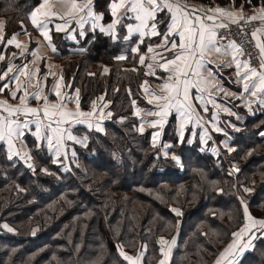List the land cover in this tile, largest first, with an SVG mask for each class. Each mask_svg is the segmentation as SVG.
Returning a JSON list of instances; mask_svg holds the SVG:
<instances>
[{
    "label": "trees",
    "instance_id": "trees-1",
    "mask_svg": "<svg viewBox=\"0 0 264 264\" xmlns=\"http://www.w3.org/2000/svg\"><path fill=\"white\" fill-rule=\"evenodd\" d=\"M180 1L243 9L264 4ZM41 3L0 0L6 37L36 35L30 13ZM165 32L166 22L159 26L161 35L146 39L138 53L99 33L80 36L83 48L78 51L62 41L55 59L64 66L66 83L78 89L82 109L88 111L92 101L103 99L112 115L104 133L76 130L87 135V142L73 146L75 159L67 170L53 164L46 146H38L32 136L26 139L33 156L51 174L8 159L6 147L0 146V264H130L118 246L127 254L146 251L144 264H158L161 237H177L170 264H213L245 225L241 200L253 218L264 219V110L248 115L239 109L245 122L224 137L234 150L219 145L216 155L210 145L202 152L197 140L179 143L175 116L160 144L144 128L140 113L150 106L143 85L156 79L140 65L139 56L148 53V45L157 51ZM61 37L54 34V41ZM121 55L126 59H117ZM165 143L171 144L169 155ZM238 264H264V238Z\"/></svg>",
    "mask_w": 264,
    "mask_h": 264
},
{
    "label": "snow or ice",
    "instance_id": "snow-or-ice-1",
    "mask_svg": "<svg viewBox=\"0 0 264 264\" xmlns=\"http://www.w3.org/2000/svg\"><path fill=\"white\" fill-rule=\"evenodd\" d=\"M58 3L63 4L66 7V11L61 14L60 12L55 11L50 7V0H42V3L35 8L34 11L30 13V20L33 26L39 31L40 35L43 36L44 40L48 42V46L53 48L55 51L54 45H52V37L50 32L52 29L49 28V25L53 23V20L62 21L60 23L54 24V30L57 32L68 31L69 26L73 23L79 26L81 29L78 33L79 36L83 37L85 35L84 24L88 21H91V27L93 30L99 28L101 32H112L116 24H119L121 20L118 18L112 23L107 25V28L100 25L98 21L102 19L101 15H97L92 10V0H86V2L81 6L77 3V0H57ZM234 2V0H233ZM247 3L251 4V0H247ZM124 8V15L128 19H135L139 21L138 24H128L126 25L127 31L131 33H139L141 37L139 43L143 44V37L147 35L158 36L161 35L157 30V21L156 16L158 12L167 11L170 13V22L168 24V30L163 34L162 45L157 47L164 48L165 51L171 52V58L161 56L163 63L158 64V67L168 73L166 81L160 86L161 93L151 92L149 93L153 99L148 100V103H153V100L161 102L158 104V110L148 111L146 115L149 116H161L167 117L170 114L171 110H175L180 118V135L183 136V129L186 123L193 120L195 117V123L200 124V121L203 119L195 111V105L192 103L193 100L198 99L203 107L205 112L208 111L206 105L204 104L205 97L200 95L195 97L192 95V90L195 89L197 92L202 93L204 91L203 85L209 82L210 78L214 77L212 69L209 67L213 63L212 60L207 59L212 52L217 53L218 55H229L232 57L231 63H235L237 68V78L242 84V90L245 93H248L252 97H256V102L260 105H264V59L261 60L259 68H253L250 65V61L241 62L238 59V56H242L243 49L235 43V41L229 42L227 45L218 44V31L220 28H227L228 24L224 23L223 20L218 21L219 17H230L234 18L232 22L239 24L240 20H244L245 23L259 20L262 25H264V4L259 8V15L253 14L249 17H244L242 14V9L239 13V18L237 17L238 13L233 11H227L222 8L209 9V12L218 15H205L198 16L195 12L186 11V6H182L179 3V0H176L175 3L172 0H128L126 5L125 0H119L118 3L114 2L111 5V13L113 16L117 15L119 9ZM133 13L134 16H127V13ZM81 13H83L81 15ZM211 21V23H208ZM150 28L151 31H145V29ZM74 31V29H73ZM264 32V28H258L253 31L252 35L254 39H257V47L260 50L261 57H264V43L260 42L257 33ZM27 34V33H25ZM177 37L172 39V37ZM76 39V35L71 37ZM226 37H219L220 40L225 39ZM125 40L129 39V36L124 37ZM15 41V35L12 39L8 41L9 44ZM17 47L20 45L17 44ZM133 52H139V45L132 48ZM148 53H153L154 48L151 45L147 47ZM35 55V52H33ZM4 57L0 56V60H3ZM117 59L123 60L126 59L125 56L121 55ZM139 62L141 65L145 63V56H139ZM229 66H231L229 64ZM26 67V65H25ZM149 68L152 67L151 64L148 65ZM241 69L244 71L241 72ZM12 66L9 65L7 71L0 73V80H5L9 72H12ZM135 70V69H133ZM108 70L105 69V72ZM208 72V76H204V72ZM38 72V69H36ZM155 75V71L152 72ZM25 75L23 69L19 70V75L14 76L13 79L19 81V76ZM35 75V73H33ZM47 79V77H45ZM62 79V77L60 78ZM8 87L7 84L0 86V92H3ZM215 87V85H213ZM60 85L57 83L54 85L53 94L57 97L56 102H51L48 99L47 95L41 96L40 91L43 89L38 88V91L35 93H28L26 89L22 91V94L19 96L18 105H10L7 100L0 101V109L3 112H6L7 115L0 114V142H3L7 145L8 148V159H12L13 156H19L21 159L31 160L32 157L30 154L25 153L21 155L22 149L18 148L15 141L19 140L24 135V129L29 127V124H35V132L32 134L37 138V140H46L48 148L54 152V155L57 157L53 163H57L61 155H66L63 151L65 148V141L70 140L76 143L83 144L84 139H79L74 136L71 131L73 122L76 124L87 123L89 128L93 127L91 118L95 115L96 105L93 102V111L92 112H83L78 103V90L76 97V109L75 111L67 109V103L72 102L73 97L71 96H62L59 91ZM222 90V89H221ZM21 92L20 88L11 90L9 95L11 99H17V93ZM145 92H148V89H145ZM31 98L36 101H41V107H29L28 99ZM208 103L215 105V101L209 99ZM135 104V101H133ZM106 106V105H105ZM219 107V105H215ZM137 115H139L140 110H136ZM31 115L33 119L21 121L19 116ZM108 116H111L112 113L108 112ZM239 118V117H238ZM215 119V116L212 117ZM163 118L155 121H147L152 127L163 124ZM68 125V127H64ZM203 125H201L202 127ZM97 130H100L99 124L96 125ZM143 132V127L139 129ZM214 130L219 132L222 131L219 127L214 126ZM208 130L204 129V135L200 138L203 141L205 135H207ZM159 133H153V140L155 141ZM264 136V133H261ZM211 138L210 136L208 137ZM167 147V145H166ZM230 152L233 149H228ZM213 151H216L213 149ZM75 156V152H73ZM174 160L179 159L173 157ZM29 168H32V164H28ZM239 171V169H235ZM230 175L232 173H229ZM244 191H249L248 188H244ZM241 203L244 204V201L241 200ZM174 212L179 215L178 209H173ZM244 214L246 221L250 223H245V225L239 229V231L234 232L232 235L234 238H240L246 232H251L252 229L257 228V230H264V219H255L248 212L247 206H244ZM2 227L7 231H13L7 224H3ZM159 243L161 245L167 244L168 242L161 237ZM172 244H175L173 239ZM250 241L245 242L240 245L239 250L249 247ZM237 247L236 239L232 243H229L223 252L219 254V257L215 261V264H223V262L232 254V250ZM120 255L124 257L125 260L131 262V264H137L139 257L134 259L131 256L125 254L120 246ZM170 250V249H169ZM162 256L167 258L164 248H161ZM165 259H161L159 264H165ZM228 264H232L231 260L228 261Z\"/></svg>",
    "mask_w": 264,
    "mask_h": 264
},
{
    "label": "crops",
    "instance_id": "crops-1",
    "mask_svg": "<svg viewBox=\"0 0 264 264\" xmlns=\"http://www.w3.org/2000/svg\"><path fill=\"white\" fill-rule=\"evenodd\" d=\"M86 2V0H77V3L79 5H83ZM118 3L119 0H92V10L95 14L101 15L102 19L98 21V23L105 28H107V25L112 23L116 19H120L121 22L119 24H116L115 28L112 30V32H101L99 28L93 30L91 27V21H88L84 24V31L86 33H92V34H103L104 36L108 38H113L114 41H119L122 45H128L130 48L137 47V45L141 46L142 44L139 43L141 37L139 36V33H131L129 34L126 28V25L128 24H138L139 21H136L135 19H128L124 13L125 9L121 8L118 10L117 15L113 16L111 13V5L112 3ZM126 5L128 3V0H125ZM173 3L176 2V0H172ZM179 3L182 6H186V11L189 12H195L198 16H205L207 15H218L214 14L212 12H209V9L214 8H222L227 11H233L237 12L238 15L235 17V19L239 18L240 10L242 9V14L244 17L252 16L253 14L259 15V8L262 5H259L255 8L250 9H243V8H236L231 4L228 5H206L204 3H198V2H183L179 0ZM50 7H52L55 11L60 12L63 14L67 9L66 7L58 3L57 0H50ZM109 13V16L106 18L105 14ZM83 13H81L82 15ZM170 13L167 11L164 12H158L156 16L157 21V30L159 31V26L161 24H164L166 22V31L168 30V24L170 22ZM127 16H134L133 13H127ZM234 18L230 17H219L218 21L223 20L224 23L226 22H232ZM244 20H240V22ZM62 21L53 20V23L49 25V28L52 29L50 32V35L52 37V45L55 47V51H53L52 47L48 46V42L44 40L43 36L40 35L39 31L36 35L24 32L22 33H15L10 37H6L5 32V26L4 21L0 20V56H3L4 59L0 60V73H3L7 71V68L9 65L12 66V72H9L7 75V78L5 80H0V86L7 84L8 87L3 91L0 92V101L7 100L10 105H18L19 104V96L22 94V91L24 89L27 90L28 93H35L38 91V88L43 89L40 91V95L44 96L47 95L49 101L56 102L57 97L53 94V88L55 84H59L60 88L59 91L61 92L62 96H71L73 97L72 102L67 103V109L75 111L76 109V97H77V90L78 89H72L70 83H66L65 75H64V69L61 66L60 63L56 61V53L63 47L62 41L66 40V42L70 45L69 47L73 48L75 51L79 50V31L81 30L78 25L75 23L71 24L69 26L68 31H60L57 32L54 30V24L60 23ZM257 24H259V28H264V25L261 24L259 20L252 21ZM208 23H211V21H208ZM74 29V31H73ZM218 30V29H217ZM124 31L125 36H129L128 40H125V36L120 37V32ZM145 31L150 32L151 29H145ZM54 34L61 35L62 37L59 39V42L54 41ZM15 35V41L11 44L8 43L10 39L13 38ZM73 35H76V39H72L71 37ZM257 36L260 40V42L264 43V32H258ZM157 36H151L147 35L143 37V41L150 38H155ZM172 39H176L178 41L177 37H172ZM164 43L163 37L161 41L157 43L155 48L157 51L154 53H141L140 55L145 56V63L143 66L146 68V72L149 76L154 77L156 81H147L143 85V93L144 98L146 102L148 103V100H152L153 97L149 94L151 92L161 93L160 86L166 81V78L168 76V73L162 71L158 64L163 63V60L161 59V56L158 54H162L164 57L171 58L172 53L165 51L162 47H157L158 45H162ZM19 44L20 46L17 47L16 45ZM218 44H221L218 42ZM227 45V44H224ZM256 45H257V39H256ZM83 48V47H82ZM258 48V47H257ZM83 50V49H82ZM259 50V48H258ZM33 52H35V55H33ZM260 52V50H259ZM207 59H210L213 61L212 64L209 65V67L212 69L214 73V77L209 79V82L205 85L204 91L202 93L197 92L195 89L192 90V95L195 97H198L200 95H203L205 97L204 104L206 105L208 111L205 112L203 110V107L201 106V103L198 99H195L192 101V103L195 105V111L199 114L200 117L203 119L200 121V124L195 123V117H193V120L189 121L185 124L183 129V136L180 135L181 129V118L179 114L173 109L170 111V114L167 117L161 116H149L146 115L148 111H157L158 110V104L162 103L157 102L153 100V103L148 105L150 106L147 110H141V120L142 124L145 129H148L152 131V140H153V133H159L156 140L154 142L161 143L164 135V130L168 126L171 118L175 116L176 120V134L178 137L179 143H187L188 145H192L194 141H198L200 144V148L202 152L208 150V146L212 149H216L219 145H224L225 149H233V147L230 146V140H228V131H234V129H239V124H242L246 120V115L242 114L239 109L244 110L248 115H253L254 113L264 110V105H260L256 102V97L250 96L248 93L243 92L242 90V84L240 80L237 78V68L235 63H231L232 57L229 55H218L215 52H212ZM238 59L243 62L241 56H238ZM264 59V57H262ZM140 63V62H139ZM151 64L152 67L149 68L148 65ZM229 64L231 66H229ZM26 65V67H25ZM141 65V64H140ZM23 69L25 72V75L19 76V81L13 79L14 76L19 75V70ZM36 69H38V72H36ZM155 71V75L152 74V72ZM244 70L241 69V72ZM35 73V75H33ZM204 76H208V72H204ZM47 77V79H45ZM62 77V79H60ZM215 85V87H213ZM20 88L21 92L17 93V99H11L9 93L11 90ZM148 89V92H145V89ZM222 89V90H221ZM162 94V93H161ZM211 99L215 101V105H219V107H216L212 103H208L207 101ZM78 103L79 107L83 112H91V111H85L82 109L80 104V98H79V91H78ZM97 104L101 106H104V112L102 115L105 116L109 112V105L105 106L103 99H98L96 102ZM42 102L36 101L31 98L28 99V106L29 107H41ZM0 114L7 115L6 112H3L2 109H0ZM101 113L95 112V115L93 118L94 121H91L94 125L92 128L88 127L87 123L84 124H76L73 122V125L71 127L72 134L74 135V130L76 131L78 128H85L89 129L91 131H96L100 133L105 132V124L108 120H110V116L107 115V118L104 120ZM215 116V119L213 120L212 117ZM239 117V118H238ZM163 118V124L157 125L156 127H152L147 121H155L160 120ZM19 119L21 121L24 120H31L33 117L31 115L19 116ZM99 123L100 130H97L96 122ZM105 121V122H104ZM201 125H203L201 127ZM215 127H219L222 129V131H215ZM64 127H68V125H64ZM204 129H207V135H205V139L202 141L201 136L204 135ZM24 135L17 141H15L18 148L22 149L21 155H24L25 153L30 154L31 157L33 156V150L30 148L29 143L26 140V137L32 136L38 143V146L44 145L46 148H48L47 141L46 140H37V138L32 134L35 132V124H29V127L27 129H24ZM211 137L210 139L208 137ZM223 138V139H222ZM218 140H221V143H219ZM73 141L66 140L65 141V148L64 152L67 150V146L70 145ZM4 145L8 151L7 145L3 142H0V146ZM167 145V147H166ZM171 148L170 143H165V149L167 151L166 155H169ZM218 150V149H217ZM216 150V151H217ZM234 150V149H233ZM216 151L212 152L214 155H216ZM232 152V151H231ZM218 154V152H217ZM20 159L23 163L28 165L29 163L33 165V161L27 160V157L25 156V159H21L19 156H14ZM172 159L174 155H171ZM176 157V156H175ZM178 158V157H177ZM179 159V158H178ZM174 160V159H173ZM177 162V160H175ZM180 164V160L179 163ZM173 239L175 240V244H172ZM171 240H166L168 243L163 244L162 247L165 250V253L167 254V258L165 259L164 256H162V259H165V264H170L172 255L177 247V237L173 238ZM237 241V247L232 250V254L223 262V264H228V261L231 260L232 264L239 263L240 260L243 258V256L251 252L255 246V241L250 242L249 247L244 248L242 251L240 249V245L245 243L248 237L246 235H242L240 238H234ZM233 240L230 242L232 243ZM170 249V250H169ZM224 251V250H223ZM222 251V252H223ZM145 252L143 251L142 257L138 260L137 264H144V257ZM219 257V255H218ZM217 257V258H218ZM216 258V260H217ZM239 259L237 261V259ZM215 260V261H216ZM237 263V264H238ZM159 264V263H158ZM215 264V262L213 263Z\"/></svg>",
    "mask_w": 264,
    "mask_h": 264
},
{
    "label": "built area",
    "instance_id": "built-area-1",
    "mask_svg": "<svg viewBox=\"0 0 264 264\" xmlns=\"http://www.w3.org/2000/svg\"><path fill=\"white\" fill-rule=\"evenodd\" d=\"M227 28L218 29V42L221 44H228L231 41H235L237 45L242 47L243 55L241 56L243 61H250V65L253 68H259L262 57L257 48L255 39L253 38V31L260 26L255 22L245 23L243 21L237 23L226 22ZM219 37H226L220 40Z\"/></svg>",
    "mask_w": 264,
    "mask_h": 264
},
{
    "label": "rangeland",
    "instance_id": "rangeland-1",
    "mask_svg": "<svg viewBox=\"0 0 264 264\" xmlns=\"http://www.w3.org/2000/svg\"><path fill=\"white\" fill-rule=\"evenodd\" d=\"M57 42H59V40L57 41ZM62 66V65H61ZM63 67V69H64V66H62ZM79 98H80V95H79ZM98 100H94V101H92V106L90 107V109L88 110V111H93V102H95V105H96V109H95V112H97V113H101L100 115H102L103 114V112H104V106H101L100 107V105L99 104H97L96 102H97ZM102 117L104 118V120L107 118V114H105V116L104 115H102ZM93 118H95L94 116L91 118V121H94L93 120ZM105 122V121H104ZM97 124H99L100 122H96ZM94 126V125H93ZM87 131H90V132H92L91 130H89L88 128L86 129ZM74 136H76V137H78L79 139H84L85 137H86V139H85V141H84V143L83 144H80V143H76V142H71V143H69L70 145H68L67 146V150H66V155H61V157H59V160H58V162L57 163H53V161L54 160H56L57 159V157L54 155V152L52 151V150H50L49 148H47L48 149V152H49V154L51 155V157H52V163L53 164H57V165H59V166H61V169H63V170H67L68 169V167L67 166H69V164L72 162V160L73 159H75V156H73V152H74V145L75 144H80V145H85L86 144V142H87V135L86 134H84V135H80L77 131H75L74 130ZM83 137V138H82ZM27 140V139H26ZM27 142H29L28 140H27ZM31 148V147H30ZM12 158H17V157H12ZM18 159V158H17ZM20 160V159H19ZM32 161H33V167L32 168H34L35 170H40L41 172H43L44 174H51V171L47 168V167H42V166H40L38 163H37V161H36V158H35V156H32V159H31ZM31 160H29V161H31ZM69 160H70V163H69ZM79 167H81V168H83L82 166V164L81 163H76ZM246 204L244 203L243 204V207L245 206ZM247 206V205H246ZM245 223H250V222H248V221H246ZM258 227L259 226H257V228H254V229H252V231L251 232H246L245 234H243V235H246L247 237H248V241H250V242H252V241H255V243H256V241L258 240V239H260V238H264V230H257L258 229ZM245 242H247V240L245 241ZM125 254H127V253H125ZM128 256H131V257H133L134 259H136L137 257H139V259L142 257V255H143V252L141 251L140 253H136V254H127ZM138 259V260H139ZM235 259H237V258H235ZM138 260H137V263H138ZM239 259H237V261H238ZM128 261V260H127ZM130 264H131V262L130 261H128ZM238 263V262H237ZM236 263V264H237Z\"/></svg>",
    "mask_w": 264,
    "mask_h": 264
}]
</instances>
